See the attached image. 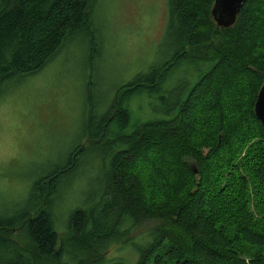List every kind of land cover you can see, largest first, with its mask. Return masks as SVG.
<instances>
[{
    "label": "trees",
    "instance_id": "trees-1",
    "mask_svg": "<svg viewBox=\"0 0 264 264\" xmlns=\"http://www.w3.org/2000/svg\"><path fill=\"white\" fill-rule=\"evenodd\" d=\"M97 2L0 0V94L76 31L94 70ZM214 2L169 0L164 59L117 86L102 112L90 78L66 161L32 181L24 203H0L12 264H264V0H247L228 28ZM94 152L97 189L64 218L61 185ZM150 156L161 164L147 183Z\"/></svg>",
    "mask_w": 264,
    "mask_h": 264
},
{
    "label": "rangeland",
    "instance_id": "rangeland-1",
    "mask_svg": "<svg viewBox=\"0 0 264 264\" xmlns=\"http://www.w3.org/2000/svg\"><path fill=\"white\" fill-rule=\"evenodd\" d=\"M168 4L169 0H98L92 20L98 42L94 70L87 66L86 36L76 31L66 41V49L39 74L0 94V203L7 198L8 204L21 202L23 197L24 203L31 182L66 161L80 141L83 98L90 78L102 112L117 86L164 59ZM92 155H86L61 185L64 191L68 188L60 193L59 213L64 218L97 189L98 154ZM149 158L143 162L147 183L161 164L156 162L153 168L155 159ZM64 231L60 225V233ZM245 260L249 264L250 259ZM13 262L15 258L0 248V264Z\"/></svg>",
    "mask_w": 264,
    "mask_h": 264
},
{
    "label": "water",
    "instance_id": "water-1",
    "mask_svg": "<svg viewBox=\"0 0 264 264\" xmlns=\"http://www.w3.org/2000/svg\"><path fill=\"white\" fill-rule=\"evenodd\" d=\"M247 0H215L212 8L214 21L219 27L232 26ZM255 113L264 128V83L258 93L255 103ZM194 172H197L195 170Z\"/></svg>",
    "mask_w": 264,
    "mask_h": 264
}]
</instances>
